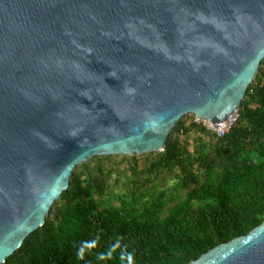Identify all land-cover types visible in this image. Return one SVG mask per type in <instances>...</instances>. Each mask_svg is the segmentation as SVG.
<instances>
[{
    "label": "water",
    "instance_id": "water-1",
    "mask_svg": "<svg viewBox=\"0 0 264 264\" xmlns=\"http://www.w3.org/2000/svg\"><path fill=\"white\" fill-rule=\"evenodd\" d=\"M264 60V0H0V264L94 157L217 126ZM188 264H264V221Z\"/></svg>",
    "mask_w": 264,
    "mask_h": 264
},
{
    "label": "trees",
    "instance_id": "trees-1",
    "mask_svg": "<svg viewBox=\"0 0 264 264\" xmlns=\"http://www.w3.org/2000/svg\"><path fill=\"white\" fill-rule=\"evenodd\" d=\"M179 121L162 152L94 157L4 264H188L264 221V60L218 137Z\"/></svg>",
    "mask_w": 264,
    "mask_h": 264
},
{
    "label": "built area",
    "instance_id": "built-area-1",
    "mask_svg": "<svg viewBox=\"0 0 264 264\" xmlns=\"http://www.w3.org/2000/svg\"><path fill=\"white\" fill-rule=\"evenodd\" d=\"M238 118V110L233 112L232 115L229 116V118L222 124H219L217 126H209V129L214 132L218 137H224L227 133H229L231 127L236 122Z\"/></svg>",
    "mask_w": 264,
    "mask_h": 264
},
{
    "label": "rangeland",
    "instance_id": "rangeland-1",
    "mask_svg": "<svg viewBox=\"0 0 264 264\" xmlns=\"http://www.w3.org/2000/svg\"><path fill=\"white\" fill-rule=\"evenodd\" d=\"M192 116H190V115H188V116H184L180 121H183L184 122V125L185 126H188L189 125V123L192 121V118H191ZM195 120V119H194ZM195 122L196 123H198V122H202V121H197V120H195ZM208 129H209V124L208 123H206V122H202ZM210 130V129H209ZM212 130V129H211ZM213 131V130H212Z\"/></svg>",
    "mask_w": 264,
    "mask_h": 264
},
{
    "label": "bare ground",
    "instance_id": "bare-ground-1",
    "mask_svg": "<svg viewBox=\"0 0 264 264\" xmlns=\"http://www.w3.org/2000/svg\"><path fill=\"white\" fill-rule=\"evenodd\" d=\"M232 114H233V113H232ZM232 114H231V115H232ZM228 118H229V117H228ZM223 123H224V122H223ZM221 124H222V123H221ZM209 125H210V124H209ZM218 125H219V124H218ZM210 126H211V125H210Z\"/></svg>",
    "mask_w": 264,
    "mask_h": 264
}]
</instances>
